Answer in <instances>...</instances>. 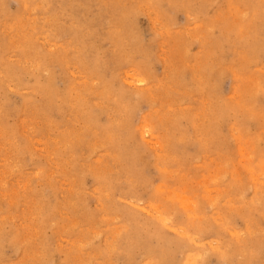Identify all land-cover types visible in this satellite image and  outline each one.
<instances>
[{
    "label": "rangeland",
    "instance_id": "rangeland-1",
    "mask_svg": "<svg viewBox=\"0 0 264 264\" xmlns=\"http://www.w3.org/2000/svg\"><path fill=\"white\" fill-rule=\"evenodd\" d=\"M0 264H264V0H0Z\"/></svg>",
    "mask_w": 264,
    "mask_h": 264
},
{
    "label": "bare ground",
    "instance_id": "bare-ground-1",
    "mask_svg": "<svg viewBox=\"0 0 264 264\" xmlns=\"http://www.w3.org/2000/svg\"><path fill=\"white\" fill-rule=\"evenodd\" d=\"M40 1V0H39ZM233 4V3H232ZM37 5H39V4H37ZM236 13V12H235ZM151 15V14H150ZM234 16V15H233ZM58 17V16H57ZM157 17V16H156ZM48 19V18H47ZM50 21V20H49ZM5 24V23H4ZM154 25V24H153ZM197 25V24H196ZM57 26V25H56ZM42 29V28H41ZM134 29V28H133ZM8 31V30H7ZM17 32V31H16ZM27 32V31H26ZM14 34V33H13ZM19 35V34H18ZM59 35V34H58ZM11 37V36H10ZM13 37V36H12ZM30 37V36H29ZM78 40V39H77ZM139 41V40H138ZM31 42V41H30ZM43 42V41H42ZM52 43V42H51ZM120 43V42H119ZM11 44V43H10ZM62 44V43H61ZM89 44V43H88ZM118 44V43H117ZM19 45V44H18ZM32 45V44H31ZM44 47V46H43ZM97 48V47H96ZM55 49V48H54ZM29 52V51H28ZM161 52V51H160ZM123 54V53H122ZM36 56V55H35ZM18 57V56H17ZM38 58V57H37ZM108 58V57H107ZM36 59V58H35ZM29 60V59H28ZM55 60V59H54ZM149 60V59H148ZM52 61V60H51ZM50 61V62H51ZM37 63H38V61H37ZM67 64V63H66ZM77 66V65H76ZM47 69V68H46ZM51 69V68H50ZM32 70V69H31ZM68 70V69H67ZM135 70V69H134ZM199 75V74H198ZM49 78V77H48ZM145 78V77H144ZM199 78V77H198ZM179 79V78H178ZM115 80V79H114ZM204 80V79H203ZM113 82V81H112ZM108 84V83H107ZM54 85V84H53ZM150 85V84H149ZM147 87V86H146ZM32 90V89H31ZM27 91V90H26ZM24 93V92H23ZM42 99H44V98H42ZM61 103V102H60ZM59 103V104H60ZM47 106V105H46ZM145 118V117H144ZM22 120V119H21ZM27 120V119H26ZM23 126V125H22ZM21 126V127H22ZM27 130V129H26ZM7 132V131H6ZM15 134V133H14ZM28 137V136H27ZM35 139V138H34ZM40 139V138H39ZM18 140V139H17ZM30 140V139H29ZM9 143V142H8ZM39 143V142H38ZM42 143V142H41ZM5 146V145H4ZM12 147V146H11ZM41 148V147H40ZM45 150V149H44ZM17 151V150H16ZM41 152V151H40ZM7 156V155H6ZM16 156V155H15ZM14 156V157H15ZM12 158V157H11ZM54 160V159H53ZM15 161V160H14ZM24 161V160H23ZM9 164V163H8ZM11 164V163H10ZM15 164V163H14ZM51 164V163H50ZM38 173V172H37ZM2 184V183H1ZM26 184H27V182H26ZM3 185V184H2ZM73 186V185H72ZM64 187V186H63ZM96 190V189H95ZM6 194V193H5ZM12 203V202H11ZM31 206V205H30ZM3 217V216H2ZM4 218V217H3ZM14 219V218H13ZM6 220V219H5ZM24 239V238H23ZM30 253V252H29Z\"/></svg>",
    "mask_w": 264,
    "mask_h": 264
}]
</instances>
